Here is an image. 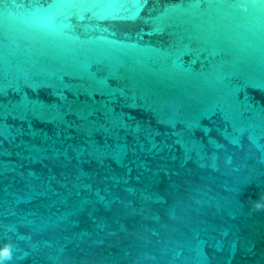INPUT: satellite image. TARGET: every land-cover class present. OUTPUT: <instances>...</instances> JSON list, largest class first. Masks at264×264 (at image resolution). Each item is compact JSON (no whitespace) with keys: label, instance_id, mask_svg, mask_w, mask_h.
<instances>
[{"label":"water","instance_id":"obj_1","mask_svg":"<svg viewBox=\"0 0 264 264\" xmlns=\"http://www.w3.org/2000/svg\"><path fill=\"white\" fill-rule=\"evenodd\" d=\"M0 264H264V0H0Z\"/></svg>","mask_w":264,"mask_h":264}]
</instances>
